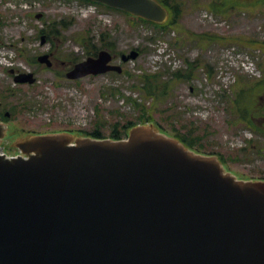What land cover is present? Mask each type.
<instances>
[{
    "label": "water",
    "instance_id": "95a60500",
    "mask_svg": "<svg viewBox=\"0 0 264 264\" xmlns=\"http://www.w3.org/2000/svg\"><path fill=\"white\" fill-rule=\"evenodd\" d=\"M94 1L167 16L157 0ZM112 58L102 50L66 76L122 71ZM38 59L52 65L49 54ZM72 140L35 136L28 156L0 157V264H264L263 180H239L151 126L122 140Z\"/></svg>",
    "mask_w": 264,
    "mask_h": 264
},
{
    "label": "rangeland",
    "instance_id": "374dc122",
    "mask_svg": "<svg viewBox=\"0 0 264 264\" xmlns=\"http://www.w3.org/2000/svg\"><path fill=\"white\" fill-rule=\"evenodd\" d=\"M211 1L185 0L186 12L179 28L163 33L149 24L137 25L135 18L124 11L78 0H0V47L8 52V63L13 67H0V112L2 108L12 111L7 121L14 130L6 148L13 151L17 144L24 146L25 139L37 131L69 133L76 139L84 136L81 129L93 130L99 118L106 121L103 131L108 134L115 121L123 123L136 117L137 112L127 96L139 94L153 109L154 121L148 124L158 125L159 131L170 136L176 132L174 127L179 132L194 127L207 153L223 154L227 171L240 179L264 178V136L239 121L240 112L234 105L236 91L242 84L264 78V53L220 39L219 42L211 40L218 34L264 41V3L247 9L239 7L237 2L255 0H232L238 7L224 16L209 9ZM205 11H209V15L212 11L221 25L215 26L209 17L204 19ZM55 20L70 23L68 29L53 35L56 38L52 42L43 38L45 34L40 31L46 21ZM102 31L110 32L117 44L119 55L114 63H121L132 72L155 71L159 67L165 70L169 61L164 58L161 62L159 56L155 58L159 53L157 42L169 45L179 55L181 68L187 67V59H200L202 64L196 77L177 82L167 97L158 100L143 97L140 89L133 87L137 79L130 78L124 71L88 76L81 81L58 77L57 71L69 68V58H85L79 35L91 32L98 42ZM137 48H143L142 54L124 65L121 54ZM49 51L53 55L52 67L37 60V56ZM206 64L214 69L211 78L205 75ZM20 72H34L38 80L34 83L16 81L15 75ZM238 74L246 81L231 88ZM97 107L101 108L100 113ZM249 138L254 139L252 144H248ZM246 145L248 148L243 150Z\"/></svg>",
    "mask_w": 264,
    "mask_h": 264
},
{
    "label": "trees",
    "instance_id": "16d2710c",
    "mask_svg": "<svg viewBox=\"0 0 264 264\" xmlns=\"http://www.w3.org/2000/svg\"><path fill=\"white\" fill-rule=\"evenodd\" d=\"M81 1H88L89 0H81ZM161 2L166 9L168 10V17L163 22H155L145 19L143 17L134 16L131 13L126 12L128 15L135 18L137 25L139 23L149 24L155 27L158 31H162L163 33L169 32L173 29H178L180 23L186 12V2L185 0H158ZM104 7L106 5L92 2ZM264 3V0H255L253 2H246L243 3L237 2L239 7L253 9L257 4ZM236 3H232V0H212L208 5L209 9L215 13L222 14L224 16L229 15L228 11L231 12L230 9L238 7ZM110 8V7H107ZM69 23L65 20L63 21H51L45 22L46 26L40 31L41 34H45L49 41L54 42L53 37L54 34L59 35L61 29L65 30L69 28ZM80 37V44L83 45L86 49L87 56H95L100 49L106 48L115 56H118L119 51L116 47V42L112 39L110 32L102 31L99 36L98 42H95V37L91 34V32H87L85 34L79 35ZM58 38V36H57ZM211 40L218 41L223 40L227 41V43H236L240 44L241 47L247 48H256L260 49L264 53V41L259 40H252L246 38L245 36H226L222 37L216 34L214 37H211ZM176 42H180V38L176 40ZM140 53L144 50L143 48H137ZM26 59H30L29 56L22 54ZM78 61V59L69 58L68 64L73 65ZM188 67L183 69H178L170 73L169 75L165 76V72H142L140 74L132 73L128 70H125L130 77L136 78L137 83L133 85V87L140 89V91L145 95L142 96L145 98L154 97L156 100L167 97L169 93L172 92L174 85L177 82L183 80H190L197 76L198 68L201 66V61L197 59L196 61H187ZM258 66L260 67L259 63ZM211 76L213 71V67L210 64H206L204 66ZM261 68V67H260ZM63 72V71H62ZM59 77H62V73L57 74ZM257 78V77H256ZM240 81H246L242 75H238L237 84ZM249 84H242V88H238L236 91V102H234L235 108H238V112H240L239 121L244 122L247 124L248 127L251 128L255 133L264 136V78H258L257 80L250 81L248 80ZM114 88V87H111ZM117 91L121 92L119 88H116ZM235 90V89H234ZM122 93V92H121ZM116 94V93H114ZM227 96H230L229 93ZM142 98V97H141ZM127 99L131 102L134 109L136 110L137 114L135 118L127 119L125 122H121L120 120L115 121L110 125L108 134H105L103 128L106 125V121H103L99 118L96 122V127L93 130L81 129L85 135L94 137V138H111V139H123L126 138L130 132V130L137 126L138 124H147L154 121L153 119V109L148 107L147 103L143 99H139L133 96H127ZM155 104V103H154ZM263 105L262 107H260ZM98 112H101V108L97 107ZM118 111V110H117ZM12 113V111H10ZM0 118L7 121L8 117L6 116V111L0 112ZM153 123V122H152ZM176 130L174 137L178 138L182 141L188 148L194 149L198 152L207 153L206 150L202 148V142H199L201 136L195 133V128H188L186 132H179L175 127ZM254 139L249 141V144H252ZM248 147H244L243 150L247 149ZM208 153H218L220 159L225 162V157L220 152L211 151Z\"/></svg>",
    "mask_w": 264,
    "mask_h": 264
}]
</instances>
